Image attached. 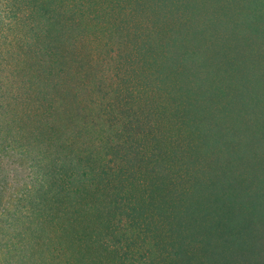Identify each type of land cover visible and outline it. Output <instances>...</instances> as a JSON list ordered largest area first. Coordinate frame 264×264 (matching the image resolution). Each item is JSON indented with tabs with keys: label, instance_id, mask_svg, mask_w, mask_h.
I'll return each mask as SVG.
<instances>
[{
	"label": "trees",
	"instance_id": "16d2710c",
	"mask_svg": "<svg viewBox=\"0 0 264 264\" xmlns=\"http://www.w3.org/2000/svg\"><path fill=\"white\" fill-rule=\"evenodd\" d=\"M161 7L105 90L73 5L0 0V264H264V0Z\"/></svg>",
	"mask_w": 264,
	"mask_h": 264
},
{
	"label": "rangeland",
	"instance_id": "374dc122",
	"mask_svg": "<svg viewBox=\"0 0 264 264\" xmlns=\"http://www.w3.org/2000/svg\"><path fill=\"white\" fill-rule=\"evenodd\" d=\"M163 1L65 0L75 7L72 11L78 13L77 16L82 14L81 24L75 31L82 34L80 35L82 41H79V36L75 41H79L76 43L88 54L92 53L98 68L95 67L103 69L101 72L105 73V79L109 83L104 85L105 90H109L112 83L110 79H113V82L118 80L117 75L121 71H125L123 76L120 73L123 83L127 82L126 79H132L131 87L136 84L132 77V69L135 74L138 67L136 61L139 64L138 48L145 47L150 33L155 35L156 31L162 32L159 28L154 30L153 27L157 26L158 21L166 18L165 16L162 19L161 14ZM169 18L168 15L166 20ZM148 30L152 32H147ZM113 88L115 89L114 84Z\"/></svg>",
	"mask_w": 264,
	"mask_h": 264
}]
</instances>
